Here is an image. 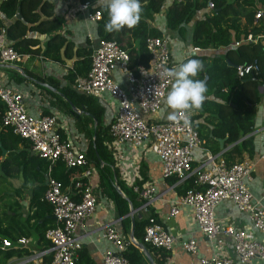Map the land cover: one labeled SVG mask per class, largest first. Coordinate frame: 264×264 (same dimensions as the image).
Returning a JSON list of instances; mask_svg holds the SVG:
<instances>
[{
  "label": "built area",
  "instance_id": "1",
  "mask_svg": "<svg viewBox=\"0 0 264 264\" xmlns=\"http://www.w3.org/2000/svg\"><path fill=\"white\" fill-rule=\"evenodd\" d=\"M206 7L211 9L212 3L208 1ZM92 8L88 1L74 0L69 12L96 22L100 12ZM260 15L261 12L256 11L254 18ZM258 37L264 38V34L253 36L248 33L243 39L252 41ZM233 44H238V41ZM145 47L149 54L147 64L139 63L129 69L126 49L114 40L99 39L90 51L88 70L84 75L75 74L72 82L73 89L80 94L98 96L107 92L116 101V111L108 125L111 138L106 143L108 149L120 143H127L131 147L147 146L158 157L159 171L163 178L173 176L178 182L193 178L194 186L187 187L180 193H173L168 199V215L176 214L179 205L187 206L190 217L196 224V231L173 234L148 213L140 241L165 250L178 244L182 250L194 253L197 250V232L205 235L211 243L222 234L231 242L232 256L226 255L222 249L210 254L201 253L197 258L199 264H264V240L249 236L245 229L218 222L213 213L219 201L229 199L238 209L246 212L248 221L255 229L264 232V205L253 196L244 181L245 178H250V167L244 162L227 166L223 160H213L210 155L192 164V151L201 143L193 126L192 113L191 125L188 127L182 122L151 118L159 109L172 83L161 76L162 68H171L174 64L171 62L169 43L165 37L147 36ZM20 58L21 54L9 45L5 29L1 26L0 63L15 64ZM114 68L121 72L123 85L113 79ZM257 70L256 64L235 66L238 77L256 73ZM205 79L206 75H203L202 80ZM0 101L4 106L0 117L1 126L25 139L31 151L49 163L60 160L65 166L78 170L64 188L54 178H46L43 198L49 203L53 218V226L43 233L47 245L10 257L5 264H73L77 250L81 247V231L85 219L93 212L96 203L88 179L93 169L88 166L83 150L61 138L53 115L29 114L24 107L22 94L6 84L0 85ZM260 158L264 161V148ZM131 189L142 199L140 207H145L156 198L152 185L138 188L131 184ZM98 229L99 237L109 242V247L101 253L102 264H129L123 252L129 245H134L131 239L115 229L112 221L103 222ZM17 246L28 249V239L23 236H18L14 241L3 238L0 243L1 248Z\"/></svg>",
  "mask_w": 264,
  "mask_h": 264
},
{
  "label": "trees",
  "instance_id": "2",
  "mask_svg": "<svg viewBox=\"0 0 264 264\" xmlns=\"http://www.w3.org/2000/svg\"><path fill=\"white\" fill-rule=\"evenodd\" d=\"M79 1H88L93 6L92 10H99L100 17L96 21V28L100 39L114 40L119 46L126 49L129 69L139 63L147 64L149 54L145 47V38L161 36V32L150 26L148 21H151L154 14L160 10L164 0H140L142 13L138 25L132 29L125 27L119 32L111 33L104 31L107 21L105 9L97 5L96 0ZM208 1L212 3V8L205 11ZM259 10L263 12L262 15L254 19L255 12ZM198 11H202V15L193 19ZM15 12H19L24 23L14 16ZM42 14L46 16L51 14V3L47 0H0V27H4L9 45L18 54L38 53L42 57L59 63L72 60V67L66 73L68 85L62 86L61 92L84 105L85 112L95 122L94 129L89 133L92 135L88 146L90 149L85 152V158L87 161L92 160L94 163H99V166L102 162L106 165H113V158L105 145L111 138L108 134L109 122L104 123L103 121L102 107L96 103L94 98L80 94L71 88L75 74L84 75L88 70L91 49L85 46L72 48L57 33L50 35L49 33L57 28L58 20L54 17H41ZM189 22H191L189 44L192 47L207 49L225 46L231 41H237L247 33L264 34V0H171L164 12L165 27L176 32L180 38H184ZM31 30L48 35L43 48L35 47V39L25 35L26 31ZM263 47L264 40L259 37L256 43H240L233 49L225 50L223 56H213L210 61H205L202 55H190L180 61V63L188 59L203 61L204 71L198 75L197 79H202L203 75H206L204 81L208 90L205 96L212 95L213 98L221 100L216 102L205 98L202 109L193 110L192 119H195L193 126L199 138L204 137V141L200 144H203L204 148L208 149L212 155L219 152L217 138L224 139L225 145L231 144L220 153L227 166L241 162L244 151H247L248 154L252 151L251 136L247 134L253 128L254 105L261 96H264V90L261 93L257 90V86L264 82ZM225 60L234 66L227 65ZM238 64H256L258 70L256 73L251 72L238 77L235 73V66ZM56 85L57 83L53 82V86ZM3 109L4 106L0 101V117ZM205 123L210 124L211 127L205 134H202V131H205ZM29 147L30 145L25 139L13 134L9 128L0 125V156L1 149L7 151L5 156L0 159V172L5 177L16 176L20 173L24 185L30 181L36 182L28 199V208L31 212L26 219L33 220L34 228L37 231V240L42 241L46 246L47 241L44 239L43 233L47 228L53 226V218L50 205L43 198L46 187L42 183L44 174L59 181L64 188L69 185V179L76 168H69L60 160L49 163L48 160L36 154H30ZM193 185V178H189L177 184V187L185 189ZM125 193H128L126 200L115 195L119 214L127 212V202L132 207L135 206L133 197L137 198L139 202L142 201L138 196H134L136 194L133 193L131 187L125 189ZM9 207L10 205H7L3 210H0V243L3 239L2 230L7 231V227L10 226L6 220L8 216L6 208ZM149 214L154 216L152 212ZM145 216L139 221L133 222L132 233L136 238L141 239L140 235L146 223ZM2 221L4 228H1ZM15 221L13 216V223H16ZM15 238L17 237L12 234L8 236L11 241H14ZM145 246L148 250L153 249L148 245ZM24 253H28V250L23 246L0 247V264H5L10 257L20 256ZM123 255L129 264H144L141 254L133 245H129ZM73 264H93L88 251L82 245L77 250Z\"/></svg>",
  "mask_w": 264,
  "mask_h": 264
},
{
  "label": "crops",
  "instance_id": "3",
  "mask_svg": "<svg viewBox=\"0 0 264 264\" xmlns=\"http://www.w3.org/2000/svg\"><path fill=\"white\" fill-rule=\"evenodd\" d=\"M47 1L51 3V14L49 16L42 14L41 17H54L58 20L57 28L51 31L49 33L50 35L57 33L61 36L63 41H67L72 48L85 46L92 49L96 45L101 38L97 32L96 22L87 21L78 13L69 12L71 2L74 0ZM170 1L171 0L163 1L162 7L154 14L153 19L148 21V24L158 29L161 32V37H165L168 40L170 58L174 65H178L183 58L190 55H202L205 61H210L213 56H223L225 50L229 48L233 49L240 43L253 44L256 43L259 38L247 41L243 39L245 35L237 40L238 44L236 45L233 44L234 41H231L228 45L216 48L193 49L189 44L191 22L188 23L186 29L187 37L184 40L180 38L176 32L165 27L164 12ZM204 10L207 11L210 9L205 7ZM259 12H261L262 15L263 12L261 10H259ZM201 15L202 11H198L193 19ZM241 22H243V19H241ZM25 35L29 38H34V46H40L41 48H43L44 41L48 38L47 34L39 33L34 30L26 31ZM261 39L264 40L263 37H261ZM74 58L73 56V59ZM225 62L227 65L232 64L228 60H225ZM71 63L72 60L59 63L42 57V55L38 53L22 54L21 58L15 64L0 63V85H9L22 94L24 107L29 114L53 115L55 117L56 128L61 138L70 141L77 149L87 152V150L90 149L88 146L92 136L89 133L94 129L95 122L92 117L85 112L84 105L73 97L71 98L63 95L61 92L62 86L68 85L66 73L67 70L72 67ZM112 77L118 84L123 85L124 79L117 68L112 70ZM30 79L41 80L49 84L64 97H61L49 89L39 87ZM53 82L57 83L55 87L53 86ZM71 88L73 89L72 84ZM257 90L260 93L263 92L264 82H261L257 86ZM85 96L94 98L96 103L103 109L102 115L104 123L109 122L116 111V101L112 99L107 92H102L98 96ZM206 99L215 100L216 102L221 101L219 98H213L212 95H206ZM169 111L170 110L167 109L162 101L159 109L151 118L153 120L166 119ZM193 121H195V119ZM210 127V124L205 123V131H202V134H205ZM247 135L251 136L252 151L250 154H248L247 151L242 153L241 162L246 163L250 167V178H245L244 181L253 196L258 198L264 205V161L260 158L264 148V96H261L259 101L254 105L253 128ZM200 139L201 142L204 141L203 136ZM218 139L219 138L216 139L219 148L217 154L212 155L208 149L204 148L203 144H200V146L192 151V164L198 163L208 155H210L213 160H222L220 153L230 147L231 144L225 145L224 139L220 138L223 146L221 148ZM208 142L210 143L211 141L208 140ZM29 150L30 154H34L30 147ZM108 150L113 158V165H106L102 162L99 166V163H94L92 160L88 161V166L93 169L88 179L92 192L95 195L96 203L93 212L85 219L84 227L81 231V245L88 251L89 258L93 264H102L101 253L106 247H109V242L99 237L100 229L98 228L100 224L105 221H112L115 229L123 236L130 238L134 243L133 246L137 250L136 243H143L139 238L133 235L132 224L135 221H139L150 212L154 214L155 219L161 223L163 228L173 234H185L189 231H196V224L191 219L190 209L187 206L179 205L176 214L168 215V199L172 197L173 193L182 192L184 189H182V187H177V184L188 179L178 182L174 177L163 178L159 171L158 157L151 152L147 146L131 147L127 143H120ZM6 152V150L1 152L0 159L5 156ZM77 172L78 170L76 169L73 174ZM45 176L48 175L44 174L43 184H45L46 181ZM135 181L137 182L136 184L134 183ZM0 182H3V184L9 188V191L0 196L2 197L0 203H4L6 206L10 205L9 208H6V214L8 215L6 220L10 226L7 227V231L2 230V238H8L9 234L16 237L23 236L28 239V251L44 247L45 244L37 240V231L34 228L33 220L26 219L31 212L28 208V199L31 196L32 187L36 182L30 181L24 185L20 173L16 176L5 177L1 172ZM30 184L32 185L31 187L29 186ZM131 184L138 186V188L147 185L154 186L156 198L145 205V207H140L141 202L133 197L135 206L132 207L129 202H127V212L119 214L115 195H119L126 200L128 193H125V189L130 188ZM117 190H119L121 194ZM133 193L135 192L133 191ZM134 196H137V194ZM213 213L215 220L218 222L229 223L235 228L245 229L249 236L258 240H264V232L255 229L248 221L246 212L238 209L231 200L223 199L219 201L214 207ZM13 216L16 223H13ZM1 228H4L3 221ZM131 235L132 238L130 237ZM195 237L197 239V250L194 253L182 250L178 244H174L169 250L150 245L148 246L153 247V249L148 250L145 246L147 244L143 245L154 264H199L197 258L201 253L210 254L213 253L212 251L221 249L226 255L232 256V246L228 237L219 234L216 241L213 243L208 242L205 235L200 232H197ZM139 253L143 258V263L148 264L146 256L140 251ZM234 264L237 263L234 262Z\"/></svg>",
  "mask_w": 264,
  "mask_h": 264
},
{
  "label": "clouds",
  "instance_id": "4",
  "mask_svg": "<svg viewBox=\"0 0 264 264\" xmlns=\"http://www.w3.org/2000/svg\"><path fill=\"white\" fill-rule=\"evenodd\" d=\"M96 4L107 12L105 32H119L125 27L132 29L141 20L140 0H96ZM204 67L203 61L188 59L171 68L166 66L162 68L161 76L172 81L163 100L164 105L170 110L166 117L168 121L182 122L188 127L191 125L190 116L193 110L202 109L208 89L205 81L197 77L204 71Z\"/></svg>",
  "mask_w": 264,
  "mask_h": 264
},
{
  "label": "water",
  "instance_id": "5",
  "mask_svg": "<svg viewBox=\"0 0 264 264\" xmlns=\"http://www.w3.org/2000/svg\"><path fill=\"white\" fill-rule=\"evenodd\" d=\"M15 17L19 18L23 23V18L21 17V15L19 14V12H15L14 14ZM232 65V64H231ZM233 66V65H232ZM18 69V68H17ZM33 83H35L36 85H38L39 87L41 88H46V89H49L55 93H57L58 95H60L61 97H64L61 93H59L58 91H56V89L52 88L49 84L41 81V80H36V79H30ZM219 141V146L222 148V140L219 138L218 139ZM1 152H4V149H1ZM47 176H45V180H46ZM46 182V181H45ZM119 192V190H117ZM120 193V192H119ZM121 194V193H120ZM123 196V195H122ZM132 227H133V224H132ZM133 229V228H132ZM132 238V235L130 236ZM136 246L138 248V250L140 252H142L145 256H146V259H147V262L148 264H154V262L152 261V259L149 257L148 253H147V250L145 248V246L143 244H141L140 242H137L136 243Z\"/></svg>",
  "mask_w": 264,
  "mask_h": 264
},
{
  "label": "rangeland",
  "instance_id": "6",
  "mask_svg": "<svg viewBox=\"0 0 264 264\" xmlns=\"http://www.w3.org/2000/svg\"><path fill=\"white\" fill-rule=\"evenodd\" d=\"M186 37H187V32H185V35H184L183 40H184ZM17 65H18V64H17ZM7 191H9V188H8L6 185H4L3 182H0V196H1L3 193L7 192ZM1 199H2V197H0V200H1ZM5 206H6V204H4V203H0V210H3Z\"/></svg>",
  "mask_w": 264,
  "mask_h": 264
}]
</instances>
